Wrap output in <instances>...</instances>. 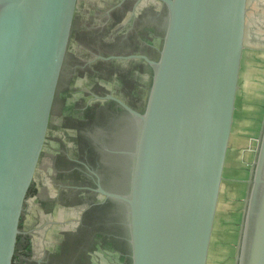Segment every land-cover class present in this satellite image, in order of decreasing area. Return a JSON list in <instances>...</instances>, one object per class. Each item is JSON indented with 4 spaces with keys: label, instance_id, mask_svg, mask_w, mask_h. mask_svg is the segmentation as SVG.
I'll return each mask as SVG.
<instances>
[{
    "label": "water",
    "instance_id": "95a60500",
    "mask_svg": "<svg viewBox=\"0 0 264 264\" xmlns=\"http://www.w3.org/2000/svg\"><path fill=\"white\" fill-rule=\"evenodd\" d=\"M168 22L138 115L125 204L131 264H209L245 50L248 0H161ZM80 0H0V264L57 108ZM236 264H264V121Z\"/></svg>",
    "mask_w": 264,
    "mask_h": 264
},
{
    "label": "flooded vegetation",
    "instance_id": "af4514ba",
    "mask_svg": "<svg viewBox=\"0 0 264 264\" xmlns=\"http://www.w3.org/2000/svg\"><path fill=\"white\" fill-rule=\"evenodd\" d=\"M167 22L161 0H80L14 264H131L119 196L129 193L137 114Z\"/></svg>",
    "mask_w": 264,
    "mask_h": 264
},
{
    "label": "rangeland",
    "instance_id": "374dc122",
    "mask_svg": "<svg viewBox=\"0 0 264 264\" xmlns=\"http://www.w3.org/2000/svg\"><path fill=\"white\" fill-rule=\"evenodd\" d=\"M245 46L246 65L244 66V74L241 84L242 89L239 92L240 101L243 99V95H245L246 92H243V89H247L245 75V69L248 65L247 59L251 60L252 58L254 63L259 64L258 68L251 70L252 74L250 73L254 83L259 81V76L262 75V71H259V67L264 63L262 58V54L264 53V0H248ZM253 52L257 55L254 59L252 57ZM253 67L255 68L254 65ZM241 139L242 140L239 139L238 134L235 132L230 145L231 155L235 151H242V149L245 150V148L249 147L248 143L250 142L245 139V137ZM229 170L230 168H228L226 175H229ZM227 186L229 189L233 186L231 191H235V194L231 195L230 192L227 193ZM245 191L246 186L241 187L238 184H231L230 180L227 178L223 182L209 264H236L239 235L241 231L240 225L242 223L245 200L247 198Z\"/></svg>",
    "mask_w": 264,
    "mask_h": 264
},
{
    "label": "crops",
    "instance_id": "0c3cea01",
    "mask_svg": "<svg viewBox=\"0 0 264 264\" xmlns=\"http://www.w3.org/2000/svg\"><path fill=\"white\" fill-rule=\"evenodd\" d=\"M245 55L246 53L244 50L231 140L236 132L240 140L245 137V139H247L250 143H248L249 147L245 148V150L242 149V151H235L232 155L230 152V146L225 166L224 180L227 178L230 180L231 184H238L241 187L246 186L245 193L247 194L248 183L251 179L252 165L255 158V151L258 146L264 121V63L259 67V71H262V75L259 76V81L254 83L250 73L251 70L257 69L259 64L254 63L252 58L251 60L247 59L248 65L245 69L247 89H243V92H246L245 95H243V99L240 101L239 92L242 89L241 84L244 74V66L246 65ZM252 57L253 59L257 57L255 52L252 53ZM262 58L264 60V53L262 54ZM228 168H230L229 175H226ZM232 189L233 186H231L230 189L227 186V193H229Z\"/></svg>",
    "mask_w": 264,
    "mask_h": 264
}]
</instances>
